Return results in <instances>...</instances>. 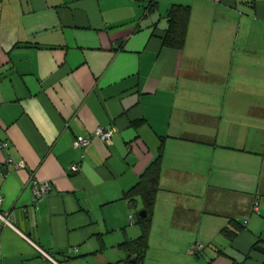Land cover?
Returning a JSON list of instances; mask_svg holds the SVG:
<instances>
[{
    "label": "crops",
    "instance_id": "0c3cea01",
    "mask_svg": "<svg viewBox=\"0 0 264 264\" xmlns=\"http://www.w3.org/2000/svg\"><path fill=\"white\" fill-rule=\"evenodd\" d=\"M160 146L142 264H264V0H0V162L25 165L0 169V264H126Z\"/></svg>",
    "mask_w": 264,
    "mask_h": 264
},
{
    "label": "trees",
    "instance_id": "16d2710c",
    "mask_svg": "<svg viewBox=\"0 0 264 264\" xmlns=\"http://www.w3.org/2000/svg\"><path fill=\"white\" fill-rule=\"evenodd\" d=\"M190 15V7L182 4H172L167 10L168 26L162 38V44L169 48L181 49L185 43L187 24ZM161 152L159 147L158 154L155 159L144 169L136 184L124 193V197L128 198L131 205L135 206V196H140L142 201V209L145 216H140L138 211L134 214L135 223L140 228L138 237L123 242L121 246L124 248L128 257L126 264H142L144 253L148 248V236L151 226V216L154 208L156 193L158 190V179L161 169ZM264 154V151H262ZM221 232L228 238H232L234 232L226 227ZM254 249L264 251V248L253 245ZM200 250V249H194Z\"/></svg>",
    "mask_w": 264,
    "mask_h": 264
},
{
    "label": "built area",
    "instance_id": "2783aa9c",
    "mask_svg": "<svg viewBox=\"0 0 264 264\" xmlns=\"http://www.w3.org/2000/svg\"><path fill=\"white\" fill-rule=\"evenodd\" d=\"M114 129L111 127H97L94 131H91L90 133L83 134V135H77L73 137L72 139V146L75 148H78L80 150H84L94 138H98L104 143H110L112 139ZM2 145L5 147L7 146L6 142H3ZM83 156V154H82ZM7 165H12L15 169H22L25 165L23 162H15L11 157H8L4 159L2 162H0V169L5 168ZM71 171L76 172L79 170V166L77 164L71 165ZM32 183V195L33 200L36 201L41 196L47 194L51 191L53 188V183L50 181H38L34 178L31 179ZM2 200L1 192H0V203ZM258 204H259V198L255 197L252 203V211L258 212ZM0 219L5 222L9 223L7 220V213L0 211ZM130 220L133 222L132 216H130ZM192 249H201L202 246L199 243H196L191 246ZM76 251V249H74ZM46 256V254L44 253Z\"/></svg>",
    "mask_w": 264,
    "mask_h": 264
},
{
    "label": "water",
    "instance_id": "95a60500",
    "mask_svg": "<svg viewBox=\"0 0 264 264\" xmlns=\"http://www.w3.org/2000/svg\"><path fill=\"white\" fill-rule=\"evenodd\" d=\"M138 214L140 216H145L146 215V213H145V211L143 209H141L140 211H138Z\"/></svg>",
    "mask_w": 264,
    "mask_h": 264
}]
</instances>
